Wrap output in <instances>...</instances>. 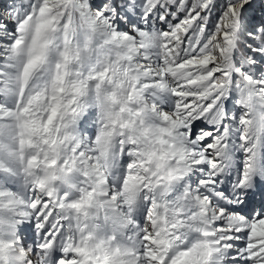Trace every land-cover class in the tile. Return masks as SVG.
Returning a JSON list of instances; mask_svg holds the SVG:
<instances>
[{"label": "snow or ice", "instance_id": "obj_1", "mask_svg": "<svg viewBox=\"0 0 264 264\" xmlns=\"http://www.w3.org/2000/svg\"><path fill=\"white\" fill-rule=\"evenodd\" d=\"M0 264H264V0H0Z\"/></svg>", "mask_w": 264, "mask_h": 264}]
</instances>
